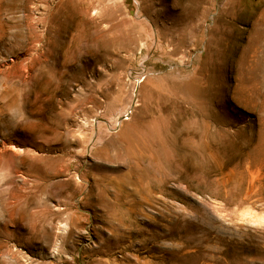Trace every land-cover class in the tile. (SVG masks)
Masks as SVG:
<instances>
[{"label":"rangeland","instance_id":"1","mask_svg":"<svg viewBox=\"0 0 264 264\" xmlns=\"http://www.w3.org/2000/svg\"><path fill=\"white\" fill-rule=\"evenodd\" d=\"M0 264H264V0H0Z\"/></svg>","mask_w":264,"mask_h":264}]
</instances>
